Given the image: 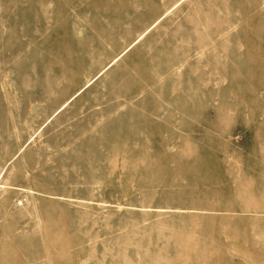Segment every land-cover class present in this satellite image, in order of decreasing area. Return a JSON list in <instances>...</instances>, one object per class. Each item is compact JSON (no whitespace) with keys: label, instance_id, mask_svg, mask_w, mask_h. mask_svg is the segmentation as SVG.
I'll use <instances>...</instances> for the list:
<instances>
[{"label":"rangeland","instance_id":"1","mask_svg":"<svg viewBox=\"0 0 264 264\" xmlns=\"http://www.w3.org/2000/svg\"><path fill=\"white\" fill-rule=\"evenodd\" d=\"M59 1L48 30L0 20V264H264V0ZM206 90L228 107L190 114ZM139 144L148 170L113 169ZM203 162L229 165L224 184Z\"/></svg>","mask_w":264,"mask_h":264},{"label":"bare ground","instance_id":"2","mask_svg":"<svg viewBox=\"0 0 264 264\" xmlns=\"http://www.w3.org/2000/svg\"><path fill=\"white\" fill-rule=\"evenodd\" d=\"M16 1H19V0H0V3H7L9 5H12L14 7V15H10L8 13H5L6 11H4L3 14H1L0 16V20L1 22L7 26L10 25L12 27H18L19 25H21L20 23V20L18 21L17 19V16L19 15H25V16H28V12H26L27 10H31L33 11L32 13L30 12L29 14H32L34 16V18H36V21L38 22H41L42 25H43V29L44 30H48L51 28V24H52V21L53 18H55L57 16V13L59 12V10L61 9H65V10H70L73 8V6L71 4H65L63 5L59 0H20L19 2H16ZM181 1L183 0H180L178 3H181ZM179 5V4H178ZM169 11V10H168ZM167 11V12H168ZM166 12V14H168ZM165 15V13H164ZM161 16L158 20H156L149 28H147L143 33H141L136 39L134 42H132L129 46H127L118 56H116L102 71H100L93 79H91L90 81H88L84 87H82L79 91H77L70 99H68V101H66L63 105H61L55 112L54 114L48 119V120H51V118L58 112L60 111L62 108H64L65 106L68 105V103L72 100V99H76L79 95H81L87 88H89L93 82H95L100 76H102L105 71H107L108 69H110L113 65H115L123 56H125L128 52H130L132 49L135 48V46L140 43L141 41H143L146 36L152 31V28L154 27L155 24H159L162 20V18L164 17ZM16 16V17H15ZM31 16V15H30ZM19 18V17H18ZM31 18V17H30ZM17 19V20H15ZM23 19V18H22ZM28 20V18L26 19ZM33 20V19H32ZM35 20V19H34ZM30 22V21H29ZM32 22V21H31ZM24 23H22L23 25ZM25 25V24H24ZM23 25V26H24ZM35 25V24H34ZM39 25V24H38ZM36 26V25H35ZM20 28V27H19ZM41 28V29H42ZM17 30V29H16ZM28 30V28H27ZM26 30V32H27ZM33 30V29H32ZM35 30V29H34ZM39 30V29H38ZM25 30H23L22 32H24ZM42 31V30H41ZM40 31V32H41ZM18 32V31H17ZM48 32V31H47ZM31 33V32H30ZM33 33V32H32ZM19 35V32L17 33ZM15 36V33L13 34ZM28 35V33H27ZM33 35V34H32ZM41 36V35H40ZM13 37V36H12ZM9 38V37H8ZM35 38V37H34ZM21 40V38H19ZM16 40V38H15ZM17 40H18V36H17ZM19 40V41H20ZM35 40V39H34ZM18 41V42H19ZM29 41V40H28ZM30 41H31V38H30ZM15 43L13 44H17L16 41H14ZM22 42V41H21ZM20 43V42H19ZM18 43V44H19ZM25 43V42H24ZM9 45V43H7ZM26 44V43H25ZM4 45H6V43H4ZM30 45V44H28ZM0 46H2V48H4L5 52H8V47H4L3 46V43L0 44ZM10 46V45H9ZM15 46V45H14ZM20 46V44H19ZM22 46V45H21ZM12 47V46H10ZM23 48V47H22ZM12 49H14L12 47ZM11 50V49H10ZM9 50V51H10ZM17 51V50H16ZM14 52L11 50L12 54H11V57L16 58V57H19V53L17 52ZM9 54V53H8ZM1 55V54H0ZM10 57V58H11ZM52 57V56H51ZM3 58V57H2ZM9 58V57H8ZM7 59V58H6ZM19 59V58H18ZM8 60V59H7ZM234 85V84H233ZM228 89H224L225 92H230L231 91L229 90L230 88L227 87ZM214 92H212L211 90H206V91H203V95H204V99H199V100H193V107H191L190 109V114L191 113H196L197 110H200L198 108H205L203 110L207 111L210 115H214L216 117L217 114H219V112L225 110L228 105H229V102L225 100V98H222L220 99V104L219 105H216L215 103H213V98L215 99L214 97ZM74 99V100H75ZM216 100V99H215ZM218 101V100H217ZM168 113V111H163V112H159V113H156L155 114V117H156V121H159L160 119L163 118V116H166ZM133 120H134V123H131L129 125V128L131 129V127L133 126L132 124H134L135 126H137V121H140V117H143L142 113H139L137 116H130ZM191 117V116H190ZM208 123H211L209 117L206 118V120ZM49 122V121H48ZM154 124V127L156 128V130L154 131L155 135L153 137L154 140H157L158 141V144L160 145V148H159V152L161 154H166L165 152V148L163 147V145L165 144L166 140L168 139V131L169 129H167L166 127L164 128L162 125H159L160 123L159 122H155L154 119L152 118H149V117H144L143 118V124L146 126V125H150V124ZM47 124V123H46ZM44 126V125H43ZM42 126V127H43ZM134 127V126H133ZM41 130V128H40ZM133 130V129H132ZM131 130V131H132ZM135 133H132L130 136L134 135ZM129 136V139L132 138ZM30 142V141H29ZM140 145V144H139ZM145 148L144 145H140V147H136L134 148L133 152L136 153V154H139L141 155V159L134 163V162H131L135 159V157H131L127 154V152H125V150H118V155L115 156V157H109V162L110 164L112 165L113 169L114 167L116 166V162L118 160V158L122 161V165L121 167H124L125 170H136V169H143V170H148V168H146V166H144L141 161L142 159L144 158L143 155L145 154V151L143 150ZM21 150V149H20ZM19 150V151H20ZM24 150V149H23ZM171 150V149H170ZM114 151V150H113ZM207 151V150H206ZM110 152V151H109ZM209 152V151H208ZM196 152H194V150H188V151H184L180 154H175L176 157H173L175 159V161H178L179 164L182 162V160H187L190 158V155L191 154H195ZM203 153V152H202ZM205 153V152H204ZM110 154V153H109ZM111 155V154H110ZM108 157V156H107ZM16 158V157H15ZM13 158V159H15ZM196 157H193L192 159H195ZM212 158H214L212 156ZM99 159H102L101 157ZM191 160V159H190ZM192 161H188L186 162L185 164L182 165V169H189L191 167V165H193V162L191 163ZM128 163V164H127ZM108 167V166H107ZM178 167V166H177ZM109 168V167H108ZM202 168L203 170L205 171V174H204V178L202 177V180L205 181L206 183L208 184H224V178L222 177L221 173L218 172V170H224V169H227L229 168V165L227 164H223V165H217V164H213L212 166L207 164V163H204L202 164ZM181 169V167H180ZM178 170H179V167H178ZM104 171V170H103ZM152 171V169H151ZM5 172L6 170L3 169L0 173V188L1 189H4L5 188V184L2 182L3 179H4V175H5ZM106 172V171H105ZM104 172V173H105ZM166 177H169V176H166ZM15 189H18V190H22V191H25L27 192L25 189H22V188H18V187H14ZM32 192V191H31Z\"/></svg>","mask_w":264,"mask_h":264}]
</instances>
